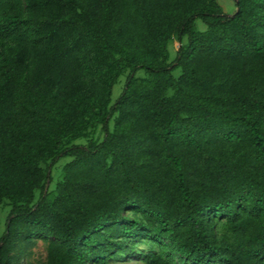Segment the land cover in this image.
I'll use <instances>...</instances> for the list:
<instances>
[{
  "label": "trees",
  "instance_id": "obj_1",
  "mask_svg": "<svg viewBox=\"0 0 264 264\" xmlns=\"http://www.w3.org/2000/svg\"><path fill=\"white\" fill-rule=\"evenodd\" d=\"M234 7L0 0V264H264V0Z\"/></svg>",
  "mask_w": 264,
  "mask_h": 264
},
{
  "label": "rangeland",
  "instance_id": "obj_2",
  "mask_svg": "<svg viewBox=\"0 0 264 264\" xmlns=\"http://www.w3.org/2000/svg\"><path fill=\"white\" fill-rule=\"evenodd\" d=\"M222 9L225 13L230 14L234 11V2L232 0H219ZM196 25L199 29H204V24L197 19ZM179 47V42L174 40L172 45L169 46V51L171 59L174 57L175 50ZM143 73L142 71H140ZM178 74V70L174 71V75ZM125 81V76H120L118 82L113 86L111 101L113 102L121 93L122 87ZM76 143H82L84 140L78 139ZM70 159L69 156L60 157V159L54 164L51 169V182L50 187H53L55 183L60 179L61 166ZM9 208L0 207V233L4 231V222L7 218ZM152 243L151 240H146L145 242H140L135 245V248L130 253L126 254L123 259L110 260L109 264H144L141 260V255L149 250L155 251L156 247H150ZM46 260V240L43 237H36L35 243L30 248H28L20 259L21 264H45Z\"/></svg>",
  "mask_w": 264,
  "mask_h": 264
},
{
  "label": "water",
  "instance_id": "obj_3",
  "mask_svg": "<svg viewBox=\"0 0 264 264\" xmlns=\"http://www.w3.org/2000/svg\"><path fill=\"white\" fill-rule=\"evenodd\" d=\"M232 1L234 2V4H237V0H232ZM237 10H238V7H235L234 11L232 13L228 14V15L229 16H233L237 12Z\"/></svg>",
  "mask_w": 264,
  "mask_h": 264
}]
</instances>
